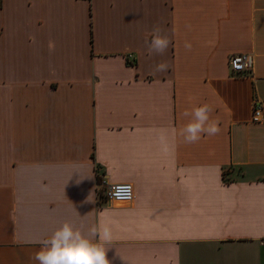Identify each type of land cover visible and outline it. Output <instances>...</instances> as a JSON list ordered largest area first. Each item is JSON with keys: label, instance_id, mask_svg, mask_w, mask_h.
<instances>
[{"label": "crops", "instance_id": "1", "mask_svg": "<svg viewBox=\"0 0 264 264\" xmlns=\"http://www.w3.org/2000/svg\"><path fill=\"white\" fill-rule=\"evenodd\" d=\"M254 100L264 0H0V264H38L65 222L107 227L111 264H264ZM204 104L220 132L187 144L184 113ZM100 180L132 202L98 207Z\"/></svg>", "mask_w": 264, "mask_h": 264}, {"label": "clouds", "instance_id": "2", "mask_svg": "<svg viewBox=\"0 0 264 264\" xmlns=\"http://www.w3.org/2000/svg\"><path fill=\"white\" fill-rule=\"evenodd\" d=\"M171 41L161 34L159 27H153L151 41H145L147 51L150 55H163ZM190 50L191 45L185 44ZM168 65L159 63L155 66L156 72H166ZM213 109L204 104L195 108L192 113L185 112L187 117L191 115L192 121L182 130L184 142L195 144L202 138V134L208 136L217 135L220 128L216 122H210V113ZM113 237L111 231L104 227L101 231L96 228L85 234L81 229L74 227L71 223L65 222L55 229L49 238L40 241L41 248L31 259L38 264H111L107 257L108 248Z\"/></svg>", "mask_w": 264, "mask_h": 264}, {"label": "built area", "instance_id": "3", "mask_svg": "<svg viewBox=\"0 0 264 264\" xmlns=\"http://www.w3.org/2000/svg\"><path fill=\"white\" fill-rule=\"evenodd\" d=\"M251 60L242 54L231 55L228 58V66L232 75H241L250 69ZM252 121H264V109L257 100L253 101ZM104 188V190H99ZM133 200V187L129 183L106 184L103 180L98 182L96 193V205L102 207L104 204H129Z\"/></svg>", "mask_w": 264, "mask_h": 264}]
</instances>
